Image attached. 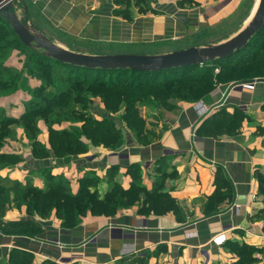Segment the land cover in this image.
Segmentation results:
<instances>
[{"label":"crops","instance_id":"0c3cea01","mask_svg":"<svg viewBox=\"0 0 264 264\" xmlns=\"http://www.w3.org/2000/svg\"><path fill=\"white\" fill-rule=\"evenodd\" d=\"M147 1L148 12L134 8L127 20L115 0H39L29 5L30 18L38 32L73 52L153 55L189 48L194 33L214 37L237 24L228 39L256 4ZM243 82L252 83L253 89L242 88ZM197 102L206 109L203 115L194 107ZM171 108L148 116V110L142 111L147 129L133 135L124 128L122 144L114 151L82 138L86 151L55 157L48 127L41 122L36 141L43 153L34 155L24 130L17 128L0 154L20 160L0 167V184L37 189L60 185L75 195L83 177L94 173L100 201L113 185L121 195L138 186L140 198L127 204L125 196L113 210L87 211L79 223L65 226L54 210L46 216L28 213L8 186L2 220L31 221L35 228L0 231V264H14L13 258L23 264L26 257L28 264H139L138 258L144 264H232V244L264 248V219L259 216L264 196L257 179H264V74L216 83L197 100L172 102ZM63 124L52 129H68L70 123ZM146 194L161 195L160 210H147ZM227 225L232 229L224 232V244H212L211 238Z\"/></svg>","mask_w":264,"mask_h":264},{"label":"trees","instance_id":"16d2710c","mask_svg":"<svg viewBox=\"0 0 264 264\" xmlns=\"http://www.w3.org/2000/svg\"><path fill=\"white\" fill-rule=\"evenodd\" d=\"M124 1L126 4L130 3V0ZM143 1L148 6L147 10L149 11L148 1ZM139 10L140 13L145 12ZM122 11L120 9L118 13L120 14ZM125 18L130 20L131 16H125ZM1 19L0 17V24L3 20ZM50 61L57 63L53 60ZM67 68L74 73L69 76L70 78L67 77L72 85L62 91L45 96L44 100L48 104L47 106L39 110L34 107L17 118L4 117L0 119V148L3 145L5 136L11 131V125H20L26 135L32 136L33 131L36 135L38 130L35 123L42 120L48 126L50 150L55 157L75 156L86 151L87 147L83 143L82 137L90 140V143L114 151L121 146L124 137L122 120L119 122L118 118L113 116L120 109L130 111L129 115L126 116L127 113L123 115L125 120L128 121L126 129L133 131L135 135H140L144 131L145 119L140 108H135L132 103H140L143 108L168 110L171 108L172 102L197 100L216 83L226 82L227 80H246L264 74V26L257 36L252 39L249 46L239 53L224 60L199 66L150 73L127 70H89L71 66ZM196 70L199 77L190 74L191 71ZM214 70L217 71L215 76H213ZM126 76L130 78L123 81ZM75 89H81L84 93H73ZM96 98L99 99L98 101L102 104L107 115L100 113L101 117H96L86 111H77L75 108L79 106L83 109H90ZM76 115L86 117L85 121L81 120L82 124L80 126L75 127L70 124L68 129L55 131L49 124L59 118H66L72 122V117L74 118ZM56 124L59 125L60 123L58 124L56 121ZM139 125H141V128L138 127ZM38 145L35 139L32 154L43 153L42 148L37 147ZM19 160V156L14 154H0V161L2 162H11L14 165ZM6 163H4V166L10 165ZM89 178L88 174L83 177L80 181V188L75 195L69 194L60 185L51 186L47 189H37L29 185L11 184L13 185L16 201L24 203L28 213H38L40 216H46L54 210L60 224L65 226L79 223L80 218L87 211L96 214L113 210L116 208V204L123 202L125 196L129 199L126 202L127 204L135 203L140 198L138 186L121 195L123 193L119 187L113 185L104 200L100 201L97 191L94 188L91 190L87 184L91 182L94 187L96 181L94 182L92 179L90 181ZM257 179L258 191L264 196V179L261 176H258ZM6 188L8 186L0 184V231L3 233L33 231L35 225L31 221L4 222L2 220L5 209L4 204L7 200ZM9 188L11 187L9 186ZM145 201L149 203L147 210L158 211L161 209L164 200L161 195L146 194ZM259 216L264 219V199ZM232 247L236 252V258L232 264H253L259 259L252 253L264 252V248L246 243L241 245L232 244ZM13 260L14 264H19L18 258H13ZM25 262L23 264L29 263V257H26ZM137 262L144 264L142 258H138Z\"/></svg>","mask_w":264,"mask_h":264},{"label":"rangeland","instance_id":"374dc122","mask_svg":"<svg viewBox=\"0 0 264 264\" xmlns=\"http://www.w3.org/2000/svg\"><path fill=\"white\" fill-rule=\"evenodd\" d=\"M29 1L30 0H20L19 7L17 5L15 12L24 24H28L32 26L33 29H35L38 32L36 27L32 24L30 18L32 15V10H30L29 5L35 2H31V1L29 2ZM115 1L118 2L117 4H119L118 5L119 9L123 10L121 15L124 18L125 16H132L133 14L132 10L134 8L137 12L139 9L145 12L148 11L147 10L148 6L145 4L143 0H130L129 4H126L124 0H115ZM254 1L255 0H250L251 4ZM134 3H135V7H134ZM24 5H26L27 7L26 15L23 13ZM145 12H141V13H145ZM237 27H238L237 24L232 25V28H230V30L228 31L226 30L222 33H219L214 37L212 36L205 38V36H199V32L197 34L194 33L191 39L192 41L187 43V45H191L189 47H192L195 45L202 46L205 44L218 43L226 39L227 35H231L232 33H234ZM67 67L68 66L61 65L59 63H53L50 60H47L45 57L42 56L41 50H36L33 47L32 48L25 47L16 38V36L13 35L11 28L6 24V22L2 20V23L0 24V119L4 117L17 118L23 113L33 109L34 107L39 110L40 108H44L45 106H47L48 104L44 100L45 96L52 95L54 93H57L58 91H62L66 88H69L72 85L71 81L67 80V77L72 76L74 73L70 71ZM196 72L197 70L191 71L190 74L192 75L195 74V76H198V73ZM216 73L217 71L214 70L213 76H215ZM129 78L130 77L126 76L123 78V81H125L126 79L128 80ZM73 93H84V91L81 89H75ZM94 100L95 103L93 104V106H91L92 108L90 109H83L79 106H76L75 108L77 109V111L80 112L86 111L88 114L95 115L96 117H101L100 113L106 114L104 108L102 107V104H100V102L98 101L99 99L96 98ZM132 105L137 109L140 108L141 113L142 111H144V114L145 111L148 110L146 111L145 116H148L147 114H151L153 112L158 113V111L163 110V109H151L150 107L143 108L142 105H140V103H134V104L132 103ZM125 113H127L126 114L127 116L129 115L130 111H128L127 109H120L119 112L113 115L116 118H118L119 122H121L122 120L123 129L126 128L128 122L127 120H125V117H123ZM154 118L157 120L156 115L154 116ZM85 119L86 117L84 118L76 115L74 116V118L72 117V122L67 120L66 118L63 119L59 118L56 121L58 122V124L64 123L63 125H66V123L69 122L70 124L76 127V126H80L82 124L81 120L85 121ZM56 121H52L49 124H51V126H55L57 125ZM41 122L45 124L42 120H39L35 124L37 125L40 124L41 126L42 125ZM149 123L152 124V121H150ZM45 126H47V124ZM138 127L141 128V125H139ZM17 128H21L20 125H11V131L5 136V140L10 138L14 139L12 134ZM145 129L147 128H145L144 125V130ZM127 130L131 131L129 129ZM34 132L35 131H33L32 136L25 135V138L27 140V145L31 147L33 146V142L38 136L37 134L35 135ZM131 132L134 135V132L133 131ZM145 137H146L145 135L142 136L143 140L145 139ZM87 141L90 142V140ZM89 144L93 145L94 143H89ZM97 145L98 144H94V146ZM39 146L40 145H38L37 147ZM3 162L6 163V161ZM3 162L0 161V167L4 166ZM6 164H10L12 166L11 162ZM10 165H6V166H10ZM88 177H90L89 178L90 181L92 179L94 182L96 181V179H98L94 175V173H90V174L88 173ZM87 184L92 190L93 185L91 184L93 183L88 182ZM8 186L11 187L9 189L11 190L12 193H14L13 198L15 199V192L13 191L14 190L13 185L10 183ZM47 186L48 184H46L45 187ZM230 251L231 253H233V255L236 258V252H234L233 247L230 248ZM252 254H254V256L257 257L259 260L261 261L264 260V252H254ZM257 262L258 261L254 262L253 264H257Z\"/></svg>","mask_w":264,"mask_h":264},{"label":"water","instance_id":"95a60500","mask_svg":"<svg viewBox=\"0 0 264 264\" xmlns=\"http://www.w3.org/2000/svg\"><path fill=\"white\" fill-rule=\"evenodd\" d=\"M16 7L15 0H0V17L25 47L41 50L43 57L61 65L89 70H127L150 73L194 67L224 60L249 46L252 39L264 26V0H256L254 10L243 27L232 37L219 43L192 46L153 55H90L73 52L59 46L37 32L32 26L24 24L15 12ZM24 12L27 14L26 5H24Z\"/></svg>","mask_w":264,"mask_h":264},{"label":"built area","instance_id":"2783aa9c","mask_svg":"<svg viewBox=\"0 0 264 264\" xmlns=\"http://www.w3.org/2000/svg\"><path fill=\"white\" fill-rule=\"evenodd\" d=\"M31 2H38L39 0H30ZM242 88L247 89V90H252L253 89V85L250 82H243L239 84ZM194 107L197 111V113L199 115H203L206 111L205 107L202 106V104L200 102H197L194 104ZM239 110L241 111H245V109L243 110L242 107H239ZM264 224H261L260 226H262ZM231 228V226L227 225V226H223L222 227V232L218 233L217 235H215L213 238H211V243L214 244L215 246H221L224 244L226 237L224 232L229 231Z\"/></svg>","mask_w":264,"mask_h":264},{"label":"bare ground","instance_id":"6f19581e","mask_svg":"<svg viewBox=\"0 0 264 264\" xmlns=\"http://www.w3.org/2000/svg\"><path fill=\"white\" fill-rule=\"evenodd\" d=\"M15 1H16V3H17L18 7H19L20 0H15ZM23 13L26 15V13L24 12V6H23Z\"/></svg>","mask_w":264,"mask_h":264}]
</instances>
